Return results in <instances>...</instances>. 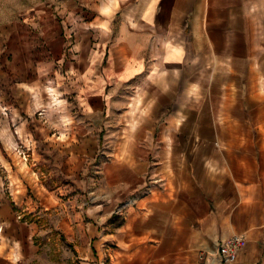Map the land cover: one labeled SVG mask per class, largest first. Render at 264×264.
Segmentation results:
<instances>
[{"label":"crops","instance_id":"0c3cea01","mask_svg":"<svg viewBox=\"0 0 264 264\" xmlns=\"http://www.w3.org/2000/svg\"><path fill=\"white\" fill-rule=\"evenodd\" d=\"M12 1L0 264L48 213L80 264H264V0Z\"/></svg>","mask_w":264,"mask_h":264},{"label":"rangeland","instance_id":"374dc122","mask_svg":"<svg viewBox=\"0 0 264 264\" xmlns=\"http://www.w3.org/2000/svg\"><path fill=\"white\" fill-rule=\"evenodd\" d=\"M64 0H13L12 3L15 9L31 5L36 2H50L61 4ZM53 214L46 215L42 224V240H40L41 250L39 256L28 262L20 264H80V259H77L73 253L70 244L65 240L60 233L59 227L55 225Z\"/></svg>","mask_w":264,"mask_h":264},{"label":"built area","instance_id":"2783aa9c","mask_svg":"<svg viewBox=\"0 0 264 264\" xmlns=\"http://www.w3.org/2000/svg\"><path fill=\"white\" fill-rule=\"evenodd\" d=\"M21 149V148H20ZM16 151L20 154L22 158H26L25 152L21 149ZM243 244V237L239 235L232 236L231 238H228L218 245V256L220 259L225 262H233L237 256L238 251L241 248Z\"/></svg>","mask_w":264,"mask_h":264}]
</instances>
